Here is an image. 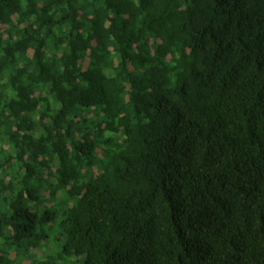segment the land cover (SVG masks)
<instances>
[{
  "label": "trees",
  "instance_id": "obj_1",
  "mask_svg": "<svg viewBox=\"0 0 264 264\" xmlns=\"http://www.w3.org/2000/svg\"><path fill=\"white\" fill-rule=\"evenodd\" d=\"M0 264H264V0H0Z\"/></svg>",
  "mask_w": 264,
  "mask_h": 264
}]
</instances>
